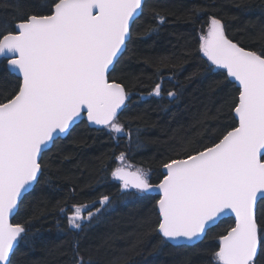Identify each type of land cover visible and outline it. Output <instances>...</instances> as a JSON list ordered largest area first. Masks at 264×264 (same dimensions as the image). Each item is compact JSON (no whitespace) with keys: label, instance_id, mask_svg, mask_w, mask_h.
I'll use <instances>...</instances> for the list:
<instances>
[{"label":"snow or ice","instance_id":"obj_1","mask_svg":"<svg viewBox=\"0 0 264 264\" xmlns=\"http://www.w3.org/2000/svg\"><path fill=\"white\" fill-rule=\"evenodd\" d=\"M144 5L145 0H38L36 11L0 28V57L19 79L12 97L0 102V264H12L15 246L27 240L25 227L10 217L39 182L41 154L50 142L67 133L84 111L90 124L123 132L116 121L128 94L121 84L109 82V72ZM155 18L164 22L158 12ZM199 51L209 73L226 70L225 80L238 84V126L212 146L166 162L156 185L142 169L123 163V153L111 177L122 193H159L161 243L186 246L182 242L201 238L221 215L234 214V227L219 239L215 264H257L264 246V228L256 217L257 202H264V53L231 41L217 18L210 19ZM151 95L161 96L160 84ZM167 95L176 97L171 91ZM110 203L105 195L98 207L62 209L68 230H83L84 221ZM74 251L79 257L78 244Z\"/></svg>","mask_w":264,"mask_h":264},{"label":"trees","instance_id":"obj_2","mask_svg":"<svg viewBox=\"0 0 264 264\" xmlns=\"http://www.w3.org/2000/svg\"><path fill=\"white\" fill-rule=\"evenodd\" d=\"M37 2L0 0V28L10 27L21 13L36 11ZM157 12L163 23L155 18ZM211 18L222 22L226 37L238 46L264 53V0H146L125 52L109 74V82L121 84L129 97L116 121L123 132L92 130L82 121L42 155L43 174L11 222L27 230L12 264H76L79 257L83 264H215L219 239L233 220L219 222L193 247H172L161 243L156 230L158 198L122 193L111 177L123 153V163L142 169L156 185L166 162L212 146L237 126L238 89L222 71L209 73L199 51ZM6 69L0 60V102L11 98L19 83ZM157 84L159 97L151 95ZM170 91L175 98L167 95ZM105 195L110 205L84 221L83 230L70 232L61 210L98 207ZM256 217L264 228V202L258 203ZM257 264H264V246Z\"/></svg>","mask_w":264,"mask_h":264},{"label":"water","instance_id":"obj_3","mask_svg":"<svg viewBox=\"0 0 264 264\" xmlns=\"http://www.w3.org/2000/svg\"><path fill=\"white\" fill-rule=\"evenodd\" d=\"M145 1H146V0H145ZM139 17H140V16H139ZM137 19H138V18H137ZM137 19H135V21H136ZM135 21H134V22H135ZM134 22H130V31H131V27H132V25H133ZM128 41H129V39L126 41V46H127ZM125 49H126V48H125ZM125 49L122 50V54L119 55V59H120V57L123 55V53L125 52ZM206 59H207V58H206ZM0 60H3V58L0 57ZM116 63H117V62H114V66H112V67L110 68V72H109V74L111 73V71H112L113 68L115 67ZM213 67H214V66H213ZM6 68H7V63H6ZM218 70H219V71H222V72L225 73V75H226V70H223V69H218ZM8 72L10 73V70H8ZM12 75L15 76V77L18 79V77L16 76L15 73H12ZM18 80H19V79H18ZM228 80H229V82H231L233 85H235V87L238 89V84H237V83L232 82V81L230 80V78H229ZM128 99H129V97H128ZM128 99L125 101V105H126ZM237 103H238V102H237ZM125 105L122 106V108H121L120 111L118 112V116H119V115L121 114V112L123 111ZM118 116H117V118H118ZM233 117H234V119H235V121H236V123H237V126H238V118L235 117V112H233ZM82 121L85 122L86 125H87V127H88L89 129H92V130H100V129H104V128H105V127L100 126V125H92V124H90V123L87 121V113H86V111H84V112H82L81 116H80L79 118H77V120L74 122V124L70 127L69 131H68L67 133H65V134H60V135L54 140V142L57 141V140H64V139H66L67 136L69 135V133L71 132V130H72L75 126H77L79 123H81ZM237 126H236V127H237ZM54 142H50V144H49L47 150H45L44 152H42V154H41V158H42V155H43L44 153H46L47 151H49V150L51 149V147H52V145H53ZM164 172H165V169L162 168V170H161L162 175L164 174ZM116 182L120 183L119 181H116ZM36 184H37V183H35V184L33 185V187L31 188V190H29L28 192H26V193L23 194L22 199H23L26 195H28L29 193H31V191H32L33 188L36 186ZM130 190H132V191H136L135 189H130ZM121 192H122V191H121ZM142 194L150 195V196H153V197H157V198L159 199V193L156 192V191H153V192H151V193H142ZM22 199L18 202V207H19V204H20V202L22 201ZM259 202H260V201L257 202V205H258ZM256 208H257V206H256ZM17 210H18V209H17ZM17 210H14V214L10 217V222H12L13 218L15 217V215H16V213H17ZM156 210H157V214H158V208H157V207H156ZM224 219H231V220H233V223H234L235 217H234V214L221 215V216L218 218V220L215 222V224H214L213 226H211V227H209V228H206V231H205L204 234H202L201 238H199L198 240H194V241H192V242H182V243L185 244L186 246H176L173 242H167V244L170 245V246H172V247H175V248H176V247H193V246H195V245H197V244H199V243H201V242L203 241V239H204V237H205L207 231H209L210 229H212V228H214L215 226H217L218 223L221 222V221L224 220ZM233 227H234V226H233ZM157 232H158V231H157ZM158 234H159V233H158ZM159 235H160V234H159ZM160 237L163 239V237H162L161 235H160ZM15 248H16V246H15ZM14 250H15V249H14ZM11 256H12V255H11ZM10 258H11V257H10Z\"/></svg>","mask_w":264,"mask_h":264},{"label":"rangeland","instance_id":"obj_4","mask_svg":"<svg viewBox=\"0 0 264 264\" xmlns=\"http://www.w3.org/2000/svg\"><path fill=\"white\" fill-rule=\"evenodd\" d=\"M209 25H210V23H209ZM209 25H208V27H209ZM207 30H208V28H207ZM207 33V32H206ZM206 58V57H205ZM207 60V59H206ZM214 68V67H213Z\"/></svg>","mask_w":264,"mask_h":264}]
</instances>
